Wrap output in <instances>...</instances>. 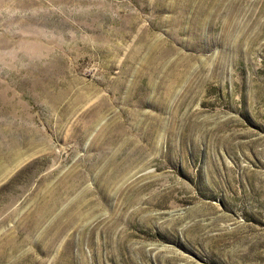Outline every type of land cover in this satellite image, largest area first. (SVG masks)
<instances>
[{
    "label": "rangeland",
    "instance_id": "rangeland-1",
    "mask_svg": "<svg viewBox=\"0 0 264 264\" xmlns=\"http://www.w3.org/2000/svg\"><path fill=\"white\" fill-rule=\"evenodd\" d=\"M0 264H264V0H0Z\"/></svg>",
    "mask_w": 264,
    "mask_h": 264
},
{
    "label": "bare ground",
    "instance_id": "bare-ground-1",
    "mask_svg": "<svg viewBox=\"0 0 264 264\" xmlns=\"http://www.w3.org/2000/svg\"><path fill=\"white\" fill-rule=\"evenodd\" d=\"M33 58H34V57H33ZM46 73H47V72H46ZM35 74H36V73H35ZM47 74H49V73H47ZM31 75H32V74H31ZM33 78H34V77H33ZM36 78H37V77H36ZM32 86H34V85H32ZM37 88H39V89H40L41 87H40V86H37ZM31 89H33V88H31ZM35 89H36V88H35ZM43 91H45V90H44V89H42V92H43ZM45 92H46V91H45ZM43 93H44V92H43Z\"/></svg>",
    "mask_w": 264,
    "mask_h": 264
}]
</instances>
